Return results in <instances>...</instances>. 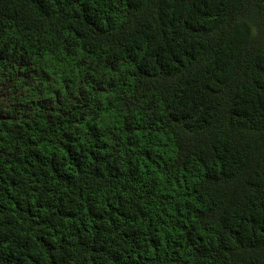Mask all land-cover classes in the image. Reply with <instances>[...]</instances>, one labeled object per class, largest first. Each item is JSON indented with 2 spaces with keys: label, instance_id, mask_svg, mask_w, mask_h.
I'll return each instance as SVG.
<instances>
[{
  "label": "trees",
  "instance_id": "16d2710c",
  "mask_svg": "<svg viewBox=\"0 0 264 264\" xmlns=\"http://www.w3.org/2000/svg\"><path fill=\"white\" fill-rule=\"evenodd\" d=\"M0 264H264V0H0Z\"/></svg>",
  "mask_w": 264,
  "mask_h": 264
}]
</instances>
